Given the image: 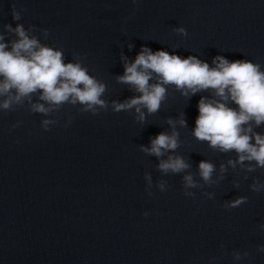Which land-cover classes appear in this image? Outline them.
I'll list each match as a JSON object with an SVG mask.
<instances>
[{"label":"clouds","instance_id":"9594fccd","mask_svg":"<svg viewBox=\"0 0 264 264\" xmlns=\"http://www.w3.org/2000/svg\"><path fill=\"white\" fill-rule=\"evenodd\" d=\"M23 11L13 4L12 19L19 21ZM35 31V26L26 29L21 23H16L15 27L12 24L2 25L0 110L10 112L27 106L32 113L51 117L65 104L79 105L81 112L92 115L111 107L116 113L134 110L135 120L144 125L147 116L160 111L162 103L168 98L169 86L186 99L208 92V96H201L198 101V116L192 135L200 142H207L209 148L216 152L235 153L234 159L229 158L226 163L220 164L219 175L214 178L217 171L214 163L202 160L197 167V180L189 171L192 167L189 160L177 154L182 143L177 127H188L183 112L177 119L169 117L165 121L170 132L163 131L151 137L149 146L140 145L139 151L157 158L159 163L156 168L163 175L183 173L184 195L193 198L195 193L189 189L218 185L225 179L229 168L234 172L237 169L244 172V180H248V173L264 169V134L255 131L264 126V70L259 63L246 59L230 61L218 55L210 65L196 56L181 58L165 50L153 52L142 46L132 61L121 54L124 72L115 77L117 83L127 85L136 95L123 102H109L103 98L107 85L89 74L84 63L86 56L74 53L72 59L66 61L62 49L42 43ZM40 31L47 39L48 30ZM173 31L188 35L183 27ZM10 36L14 38L8 39ZM132 47L130 44L129 50ZM231 104L236 107H231ZM56 123L54 119L45 118L41 126L47 131L50 125ZM144 179L147 181L146 191L152 196L151 174L146 172ZM156 187L160 192L167 191V181H158ZM233 187L238 189L240 182L234 181ZM249 187L257 194L264 192V182L259 179H254ZM203 195L207 199H215L214 192ZM247 202L248 197L238 196L226 201L224 207L233 209ZM144 216L147 217L148 213L145 212ZM259 227L264 230V224ZM257 251L264 252V245L258 246ZM232 255L234 260L239 261L250 253L234 251Z\"/></svg>","mask_w":264,"mask_h":264}]
</instances>
